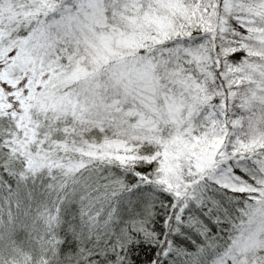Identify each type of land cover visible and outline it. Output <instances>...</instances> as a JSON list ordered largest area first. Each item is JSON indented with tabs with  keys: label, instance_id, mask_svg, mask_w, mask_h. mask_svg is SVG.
I'll return each mask as SVG.
<instances>
[{
	"label": "snow or ice",
	"instance_id": "1",
	"mask_svg": "<svg viewBox=\"0 0 264 264\" xmlns=\"http://www.w3.org/2000/svg\"><path fill=\"white\" fill-rule=\"evenodd\" d=\"M0 264H264V0H0Z\"/></svg>",
	"mask_w": 264,
	"mask_h": 264
}]
</instances>
